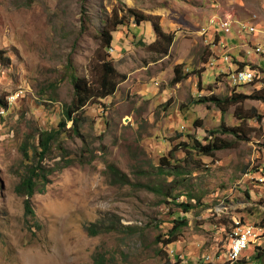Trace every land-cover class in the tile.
Segmentation results:
<instances>
[{
    "label": "rangeland",
    "instance_id": "obj_1",
    "mask_svg": "<svg viewBox=\"0 0 264 264\" xmlns=\"http://www.w3.org/2000/svg\"><path fill=\"white\" fill-rule=\"evenodd\" d=\"M126 8L157 17L174 42L158 56L146 48L157 39L150 22L126 17L117 27L106 53L125 79L84 107L74 129L65 123L44 160L54 174L25 217V197L15 192L25 174L19 146L58 129L73 99L70 73L90 79L102 23ZM212 17L253 19L258 35L226 36L207 28ZM259 40L264 0H0V264H93L94 252L114 264H229L241 229L253 233L233 264H264V103L229 104L233 93L264 87L258 62L244 61ZM224 53L231 65L214 67ZM241 64L254 78L233 86ZM176 66L186 76L173 85ZM212 95L220 107L195 102ZM223 129L233 133L215 137L228 147L213 156L177 150ZM180 203L193 207L184 212ZM179 218L186 225L177 241L159 243Z\"/></svg>",
    "mask_w": 264,
    "mask_h": 264
},
{
    "label": "trees",
    "instance_id": "obj_2",
    "mask_svg": "<svg viewBox=\"0 0 264 264\" xmlns=\"http://www.w3.org/2000/svg\"><path fill=\"white\" fill-rule=\"evenodd\" d=\"M126 17L131 18L133 24L136 26H139L145 21L150 22L155 34L157 35V39L153 44H148L146 48L150 49V51H152L155 55L167 56L169 48H171L174 42V35L167 34L162 30L157 21V17L139 13L133 8L124 9L123 15L119 17L117 10H112L110 18L102 23V26L99 29L101 43H99V48L96 51L95 61L88 64L90 79L80 77L75 75V73H70L69 77L73 86V99L70 105H65L64 109H62V120L58 123V129L50 132L40 131L33 136L32 142L26 140L19 146V151H21L25 162V174L20 176V182L15 187V192L21 197H25V217H32L34 215L29 199L33 194L35 195L36 193H41L48 183V178L54 174L53 167L45 164L44 160L50 153L52 145L58 140L59 134L61 133V130H63L65 123L71 121L74 129L76 122L79 119H83L80 115L83 113L82 111L84 107L92 102H99L109 96H112L116 92L118 84L124 81L125 75L117 73L112 60L107 57L106 52L113 41L112 33L117 30L118 26H121L126 21ZM101 49L103 53L99 52ZM2 54L3 53L0 50V62H3L4 59H6L2 56ZM240 66L241 69L244 68L242 67L243 64ZM174 74L175 75L171 81L173 85L181 82V80H183L186 76V74H182L180 72L178 66L174 67ZM207 100L214 102L217 107H220V101L213 95L207 98L204 97L197 99L195 102L202 103ZM247 100L261 101L264 103V87L260 90H254L249 94L233 93L229 98V104L239 105ZM0 105L6 107L7 103L0 100ZM255 116L256 112L253 110L251 117ZM232 131V129H223L222 131L211 130L208 133L213 137L207 143L201 144L195 139L192 140L190 144L181 143L180 148L177 150H181L183 152L193 150V152L198 153L199 155L213 156L216 151L226 149L228 147V145L224 143H218V138H216L215 135L233 133ZM169 154L173 157L172 153ZM165 160V158H161L162 162ZM58 166L59 165H56V167ZM55 170L60 171V168ZM110 172L112 177H115L120 181L119 183H127L126 176L120 174L113 167H110ZM178 206L184 210V212H188L193 207L191 204L187 203H180ZM185 225L186 219H175L174 226L168 232L167 239H157V241L164 246H168L176 242L179 237V229ZM89 232L95 233V229L91 227ZM259 256L260 254L256 255V258ZM91 259L93 264H114L112 259L107 260L101 253L98 252H94Z\"/></svg>",
    "mask_w": 264,
    "mask_h": 264
},
{
    "label": "built area",
    "instance_id": "obj_3",
    "mask_svg": "<svg viewBox=\"0 0 264 264\" xmlns=\"http://www.w3.org/2000/svg\"><path fill=\"white\" fill-rule=\"evenodd\" d=\"M229 16V15H227ZM207 28L215 29L216 31L224 34V35H230L232 33H235L236 35L240 37H249L250 35H258V30L256 29L254 25V20L249 21H239L237 19H232L231 17V24H223V18L217 19L215 17H212L208 24ZM251 47L246 50L244 53V57L246 59H249L252 53H263L264 52V41H256L251 42ZM223 46V42L221 43ZM226 62H230V56H228L227 53L218 55V60L215 62H212L214 67L220 68L221 66H224ZM224 73V71L222 72ZM234 74L237 76V80H241L242 82L247 81L246 71H234ZM225 75V73H224ZM226 76V75H225ZM229 78V77H228ZM253 231H247V239L242 242V244H236L235 248H238L240 246H246L248 244V240L250 237V234H252Z\"/></svg>",
    "mask_w": 264,
    "mask_h": 264
},
{
    "label": "bare ground",
    "instance_id": "obj_4",
    "mask_svg": "<svg viewBox=\"0 0 264 264\" xmlns=\"http://www.w3.org/2000/svg\"><path fill=\"white\" fill-rule=\"evenodd\" d=\"M223 24H231L230 20H227L225 22H223ZM108 50H112L111 48H109ZM253 55H257V56H260L263 53H252ZM251 54V56H252ZM247 69H250V68H242V69H235L236 71H243L245 70L246 71V76L248 77L247 78V81L246 82H242L241 80H237V76L236 74H233L231 77H230V83L235 86V85H239V84H246V83H250L253 78H254V74L252 71H249ZM234 70V71H235ZM254 70V73H257V70L253 69ZM247 239V234L244 233V230L241 229L239 230L235 236L232 237L231 239V245H230V249H229V253H228V258H226V261L229 263V264H233L237 261V259H239V255L246 249V246H240L238 248H235L236 247V244H242V242H244L245 240Z\"/></svg>",
    "mask_w": 264,
    "mask_h": 264
},
{
    "label": "crops",
    "instance_id": "obj_5",
    "mask_svg": "<svg viewBox=\"0 0 264 264\" xmlns=\"http://www.w3.org/2000/svg\"><path fill=\"white\" fill-rule=\"evenodd\" d=\"M260 36V35H259ZM221 39V38H220ZM259 41H262V40H259ZM214 47H216V45H214ZM262 56L264 57V54H262ZM262 56H260V57H262ZM245 58V57H244ZM254 58V57H253ZM218 60V59H217ZM216 60V61H217ZM245 62H246V58H245V60H244ZM244 61H242V62H244ZM248 61H250L251 63H254L253 61H255V62H258L257 64L259 65V68H261L262 70H264V59H262V58H259V57H257V58H255V59H252L251 57L248 59ZM225 65H229L227 62L224 64V66ZM231 65V64H230ZM229 65V66H230ZM232 67V66H231ZM257 67V66H256ZM229 69H231V68H229ZM232 70V69H231ZM235 70V69H234ZM257 70V72H258V69H256ZM236 91V90H235ZM241 93V92H240ZM247 251H249V250H247Z\"/></svg>",
    "mask_w": 264,
    "mask_h": 264
},
{
    "label": "clouds",
    "instance_id": "obj_6",
    "mask_svg": "<svg viewBox=\"0 0 264 264\" xmlns=\"http://www.w3.org/2000/svg\"><path fill=\"white\" fill-rule=\"evenodd\" d=\"M263 41V40H262Z\"/></svg>",
    "mask_w": 264,
    "mask_h": 264
}]
</instances>
